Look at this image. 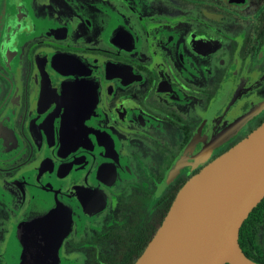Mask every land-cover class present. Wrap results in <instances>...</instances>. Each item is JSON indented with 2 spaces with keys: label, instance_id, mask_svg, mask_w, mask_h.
Listing matches in <instances>:
<instances>
[{
  "label": "flooded vegetation",
  "instance_id": "1",
  "mask_svg": "<svg viewBox=\"0 0 264 264\" xmlns=\"http://www.w3.org/2000/svg\"><path fill=\"white\" fill-rule=\"evenodd\" d=\"M263 122L264 0H0V264H135Z\"/></svg>",
  "mask_w": 264,
  "mask_h": 264
},
{
  "label": "water",
  "instance_id": "2",
  "mask_svg": "<svg viewBox=\"0 0 264 264\" xmlns=\"http://www.w3.org/2000/svg\"><path fill=\"white\" fill-rule=\"evenodd\" d=\"M264 198V122L178 192L135 264H261L238 235Z\"/></svg>",
  "mask_w": 264,
  "mask_h": 264
},
{
  "label": "trees",
  "instance_id": "3",
  "mask_svg": "<svg viewBox=\"0 0 264 264\" xmlns=\"http://www.w3.org/2000/svg\"><path fill=\"white\" fill-rule=\"evenodd\" d=\"M264 231V198L254 207L244 220L239 230L238 241L243 252L257 263L264 264V257L259 258L255 252L259 246L257 234Z\"/></svg>",
  "mask_w": 264,
  "mask_h": 264
},
{
  "label": "rangeland",
  "instance_id": "4",
  "mask_svg": "<svg viewBox=\"0 0 264 264\" xmlns=\"http://www.w3.org/2000/svg\"><path fill=\"white\" fill-rule=\"evenodd\" d=\"M258 241L260 242V244L263 243V233H262V231H260L259 234H258Z\"/></svg>",
  "mask_w": 264,
  "mask_h": 264
}]
</instances>
